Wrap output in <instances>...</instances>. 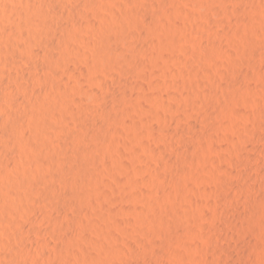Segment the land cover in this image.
Wrapping results in <instances>:
<instances>
[{
    "label": "rangeland",
    "instance_id": "obj_1",
    "mask_svg": "<svg viewBox=\"0 0 264 264\" xmlns=\"http://www.w3.org/2000/svg\"><path fill=\"white\" fill-rule=\"evenodd\" d=\"M49 1L0 0V126L12 121V111L32 118L22 83L41 95L44 115L37 127L25 126V143L0 133V160H13L7 176L0 169V264H264V0H56L61 9ZM35 5L47 16L66 13L54 24L58 35L71 20L87 18L91 26L81 25L75 52L50 58L17 35L23 10ZM152 25L151 46L137 51L129 35L140 27L154 33ZM102 45L123 47L127 69L118 56V69L92 80L89 64ZM135 60L143 62L139 70ZM116 74L130 82L114 84ZM113 87L124 93L106 110L101 97ZM106 111L114 117H102ZM82 163L92 171L76 174ZM75 175L86 194L80 202L72 193Z\"/></svg>",
    "mask_w": 264,
    "mask_h": 264
},
{
    "label": "bare ground",
    "instance_id": "obj_2",
    "mask_svg": "<svg viewBox=\"0 0 264 264\" xmlns=\"http://www.w3.org/2000/svg\"><path fill=\"white\" fill-rule=\"evenodd\" d=\"M20 1V0H19ZM49 1V0H48ZM51 1V0H50ZM49 1V2H50ZM71 1V0H70ZM97 1V0H96ZM117 1V0H116ZM122 1V0H121ZM154 1V0H153ZM156 1V0H155ZM226 1V0H225ZM228 1V0H227ZM226 1V2H227ZM41 2H44L45 3V1H41ZM48 2V3H49ZM51 2H53V3H51V4H53V6H54V8H58V9H61V8H59V7H61L62 5L60 4L61 3V1L59 0V2L58 1H54V0H52ZM82 2H84V0H82ZM88 2V1H87ZM95 2V1H94ZM99 2V1H98ZM123 2H124V0H123ZM215 2H216V0H215ZM1 3H3V2H1ZM10 3V2H9ZM38 3V2H37ZM40 3V2H39ZM44 3H42V4H44ZM75 3V2H74ZM117 3H120V1L119 2H117ZM116 3V4H117ZM161 3V2H160ZM212 3H213V1H212ZM47 4V3H46ZM51 4H49L50 6H51ZM59 4L61 5V6H59ZM100 4V3H99ZM121 4V3H120ZM211 4V3H210ZM218 4H219V2H218ZM48 5V4H47ZM85 5V4H84ZM97 4L95 3V6H96ZM154 5V4H153ZM53 6H52V8H53ZM104 6V5H103ZM116 6V5H115ZM118 6V5H117ZM119 6H121V5H119ZM127 6V5H126ZM1 7V6H0ZM13 7V6H12ZM33 7V6H32ZM37 6L35 5V8L33 7V8H31V7H26L24 10H23V15H24V19H23V21H22V19H21V21H17L18 23H17V27H18V31H16V32H18L17 33V35L19 36V37H23L24 38V36H27V39H26V41L28 40V36H29V38L33 41H31L32 42V46H34L33 45V43H34V41H35V47L34 48H36V49H38V46L40 47V49H42V51H46L45 52V54L48 56V57H53V58H56L57 56L56 55H58V53L57 52H62V53H59V55L60 56H64V55H66L67 53H71V52H75L74 50L72 51V48H74L75 46H73L72 47V45H73V40L76 38H80V37H78L79 36V33L82 31H80V29H81V25L82 24H85V21H87V18H84V17H82V19H81V22L79 21H76L79 17H77V19L76 20H71V22L67 25V27L66 28H64L63 29V27L61 26V28L64 30H62V32L61 33H59L60 35H58V32L56 31V29L57 28H55V26H54V24H56V26H57V20L56 19H58L60 16H62V14L61 13H53V14H51L50 16L48 15H46V13L45 12H47L46 10H44L45 12V14L42 12V11H40L39 9H38V7L36 8ZM47 7V6H46ZM128 7V6H127ZM159 7V6H158ZM39 8H41V7H39ZM50 8V7H49ZM10 9V8H9ZM13 9V8H12ZM47 9V8H46ZM99 9H100V7H99ZM117 9V8H116ZM118 9H119V7H118ZM3 10V9H2ZM1 10V11H2ZM8 10V9H7ZM21 10V9H20ZM65 10V9H64ZM104 10V9H103ZM10 11H12V10H10ZM15 11V10H14ZM60 11V10H59ZM97 11V10H96ZM102 11V10H101ZM115 11V10H114ZM138 11H140V10H138ZM4 12V11H3ZM2 12V13H3ZM6 12V11H5ZM13 12V11H12ZM53 12V11H52ZM63 12V11H62ZM126 12V11H125ZM6 13H8V12H6ZM114 14H115V12H113ZM124 13V12H123ZM49 14H50V12H49ZM64 14H66V13H64ZM63 14V15H64ZM71 14V13H70ZM73 14V13H72ZM97 14V13H96ZM101 14H103V12L101 13ZM126 14V13H125ZM130 14H132V15H134L133 14V12H132V10H131V13ZM149 14V13H148ZM2 15V14H1ZM22 15V16H23ZM67 15H68V13H67ZM74 15H75V13H74ZM83 15H84V13H83ZM116 15H117V13H116ZM115 15V16H116ZM119 15H121V14H119ZM123 15V14H122ZM127 15V14H126ZM129 15V14H128ZM132 15H131V17H132ZM135 15L136 16H139V15H137L136 14V12H135ZM145 15V14H144ZM21 15H20V17H22ZM78 16H79V14H78ZM85 16V15H84ZM100 16V15H99ZM136 16H133L132 18H134L135 20L137 19V17ZM149 16H152V14L151 15H149ZM149 16L147 15V17L149 18ZM154 16V15H153ZM58 17V18H57ZM65 17V16H64ZM72 17H74V16H72ZM80 17V18H81ZM98 17V16H97ZM101 17V16H100ZM107 17V16H106ZM105 17V19H106V21L107 20H109V19H107ZM109 17V16H108ZM112 17V16H111ZM122 17V16H121ZM121 17H120V20H121ZM124 17V16H123ZM129 17H130V15H129ZM128 17V18H129ZM136 17V18H135ZM146 17V18H147ZM95 18H96V16H95ZM102 18V17H101ZM101 18H100V20H101ZM118 18V17H117ZM126 18V17H125ZM146 18H143V19H146ZM151 18V17H150ZM163 18V17H162ZM4 19H6V18H4ZM84 19H86L85 21H84ZM97 19V18H96ZM164 19V18H163ZM17 20H19V19H17ZM56 20V23L54 22ZM59 20V19H58ZM89 20V19H88ZM91 20V19H90ZM93 20V19H92ZM139 20H141L140 18H139ZM139 20H138V22H139ZM7 21V20H6ZM98 21V20H97ZM117 21V20H116ZM122 22H123V20H121ZM131 21V20H130ZM133 21V20H132ZM146 21V20H145ZM161 21V20H160ZM162 22V21H161ZM68 23V22H67ZM92 23V22H91ZM127 19H126V25H127ZM133 23V25H134V27H132V28H135V24H134V22H132ZM148 23V22H147ZM147 23H146V25H147ZM87 24H88V22H86V26H87ZM90 24V23H89ZM88 24V26H91V25H89ZM95 23H93V25H94ZM122 24V23H121ZM128 24H130V23H128ZM139 24H140V22H139ZM157 24V23H156ZM99 25V24H98ZM125 25V26H126ZM132 25V24H131ZM149 25V24H148ZM59 26H60V24H59ZM141 26H144L143 24L141 25ZM153 26V25H152ZM15 27V26H14ZM17 27H15L16 28V30H17ZM94 27V26H93ZM99 27V26H98ZM137 27V26H136ZM139 27V26H138ZM149 27V26H148ZM154 28H153V31H154V33H152V31H151V29L149 28H147L146 30L143 28V27H140L141 28V30H139L138 32L137 31H135V33H132L131 31V34L129 35V37L130 38H132L133 40H134V42H133V46L137 49V51L138 50H140V51H144V49H146L145 47L148 45V42H149V38H148V36H154L155 34L157 35V30L155 29V26H153ZM159 27V26H158ZM55 28V29H54ZM60 28V29H61ZM103 28V27H102ZM126 28V27H125ZM142 28H143V30H142ZM84 29V28H83ZM89 29V28H88ZM87 29V30H88ZM98 29V28H97ZM129 29V28H128ZM85 30V29H84ZM133 30V29H132ZM134 30H136V29H134ZM156 30V31H155ZM97 31V30H96ZM14 32H15V30H14ZM13 32V33H14ZM85 32H87V31H85ZM93 32V31H92ZM101 32V31H100ZM110 32V31H109ZM117 32H119V31H117ZM156 32V33H155ZM159 32V31H158ZM82 33V32H81ZM94 33V32H93ZM108 33V32H107ZM128 33V32H127ZM3 34H4V32H3ZM14 34H16V33H14ZM111 34H113V33H111ZM119 34V33H118ZM126 34V33H125ZM154 34V35H153ZM159 34V33H158ZM1 35V34H0ZM10 35V34H9ZM92 35H94V34H92ZM99 35V34H98ZM117 35V34H116ZM8 36V35H7ZM101 36V35H100ZM104 36V35H103ZM102 36V37H103ZM9 37V36H8ZM58 37V38H57ZM106 37H108V36H106ZM110 37V36H109ZM126 37V36H125ZM128 37V38H129ZM156 38H157V36H155ZM12 38V37H11ZM22 38V39H23ZM105 38V37H104ZM130 38L128 39V40H130ZM13 39V38H12ZM55 39H59V40H62L61 42H60V44H59V46L60 45H63V47L61 48V49H59L60 47L59 46H57V44H56V40ZM75 39V40H76ZM77 39V40H78ZM102 39V38H101ZM110 38H108V40H109ZM114 39H115V36H114ZM114 39H111V40H114ZM123 39H125L126 40V38H123L122 37V40ZM152 39H154V38H152ZM151 39V40H152ZM9 40V39H8ZM16 40V39H15ZM21 40V39H20ZM19 39H18V41H20ZM85 40V39H84ZM98 40H100L99 39V37H98ZM110 40V41H111ZM118 40V39H117ZM125 40H123V41H125ZM9 41H11V40H9ZM17 41V42H18ZM30 41V40H29ZM81 41H83V38H82V40ZM87 41H88V39H87ZM105 41V43H107L106 42V40H104ZM103 41V42H104ZM115 41V40H114ZM121 41V40H120ZM13 42V41H12ZM11 42V43H12ZM30 42V43H31ZM117 42H119V41H117ZM122 42V41H121ZM132 42V41H131ZM130 42V43H131ZM153 42V41H152ZM15 42H13L12 44H14ZM18 43H20V42H18ZM18 43H16V45H17V47H20L21 48V46H22V44H21V46H18ZM36 43L38 44L37 46H36ZM58 43V42H57ZM62 43V44H61ZM77 43V42H76ZM88 43V42H87ZM97 43V42H96ZM150 43V46H151V42H149ZM154 43V42H153ZM12 44H11V46H12ZM81 44V43H80ZM10 45V44H9ZM9 47L8 48V50L10 49V48H12V47ZM83 46V45H82ZM93 46V45H92ZM95 46V45H94ZM99 46V45H98ZM103 46V48H104V45H102ZM119 46V48L117 49V51L115 50V51H112L111 49L110 50H108V49H106V48H104L103 49V51H101V53L99 52V53H97V54H99V57L96 59H93V60H91V62H90V64H89V67H90V65H91V73H90V78L92 79L93 77H95L94 75L95 74H97L98 72H102L103 74L102 75H104V73L105 74H108V76H109V72H110V70L111 69H113V68H115L117 65V67H120V63H121V60H118V56H120V57H122V55H119V54H121L120 52L122 51L123 52V50L122 49H124L123 47L121 48L120 47V45H118ZM124 46V45H123ZM130 46H132L131 44H130ZM150 46H148L147 48L149 49V47ZM24 46H22V48H23ZM26 47H28V46H26ZM59 47V48H58ZM95 47H97V46H95ZM117 47V46H116ZM30 48H32V47H30ZM43 48L45 49V50H43ZM115 48V47H114ZM19 49V48H18ZM24 49V48H23ZM22 49V50H23ZM29 49V47L27 48V50ZM39 49V50H40ZM84 49V48H83ZM116 49V48H115ZM119 49H121L120 51H118ZM6 50V49H5ZM12 50H16V49H12ZM11 50V51H12ZM21 50V51H22ZM33 50V49H32ZM77 50H79L78 49V47H77V49H76V51ZM85 50V49H84ZM97 50V49H96ZM100 50V49H99ZM99 50H97L96 52H98ZM131 50H134L133 48H131ZM154 50V49H153ZM10 51V50H9ZM20 51V52H21ZM35 52H33V54L32 55H35V54H37V52H36V50H34ZM42 51H39V53L40 52H42ZM126 51V50H125ZM6 52V51H5ZM8 52V51H7ZM16 52V51H15ZM85 52V51H84ZM112 52H114V53H112ZM116 52V53H115ZM145 52V51H144ZM0 53H1V51H0ZM12 53V54H11ZM10 54L11 55H13V53H14V51L13 52H11ZM35 53V54H34ZM133 53H135L134 51H133ZM139 53V52H138ZM147 53V52H146ZM4 54V53H3ZM14 54H16V53H14ZM96 54V55H97ZM128 54H132V53H129L128 52ZM78 55V54H77ZM80 55V54H79ZM141 55V54H140ZM7 56V55H6ZM5 56V57H6ZM8 56H10V55H8ZM31 56V55H30ZM54 56H56V57H54ZM69 56V55H68ZM71 56V55H70ZM75 56V55H74ZM73 56V57H74ZM86 56H87V53H86ZM85 56V57H86ZM125 56H127V52H126V55ZM125 56L124 57H122V58H124L123 59V61H122V67H124V68H126V65L125 66H123V64H126L125 63V60H128L127 58L125 59ZM129 56V55H128ZM127 56V57H128ZM136 56V55H135ZM147 56V55H146ZM150 56H152V54L150 55ZM2 57H4V56H2ZM4 57V58H5ZM13 57V56H12ZM21 57V56H20ZM26 57V56H25ZM29 57V56H28ZM33 57V56H32ZM119 57V58H120ZM138 55H137V60H138ZM10 58V57H9ZM15 58H17V57H15ZM27 58V57H26ZM29 58H31V57H29ZM29 58H27V59H29ZM35 58V57H34ZM62 58V57H61ZM122 58H120V59H122ZM132 58V57H131ZM135 58V57H134ZM7 59V58H6ZM18 59V58H17ZM26 59V60H27ZM36 59V58H35ZM68 59H69V57H68ZM89 59V58H88ZM141 59V61H143L142 60V58H140ZM37 60V59H36ZM39 60V59H38ZM59 60V59H58ZM134 60V59H133ZM11 61V60H10ZM30 61V60H29ZM62 61H63V59H62ZM67 61V60H66ZM65 61V62H66ZM75 61V60H74ZM118 61H119V64H118ZM145 61V60H144ZM55 62V61H54ZM127 62V61H126ZM148 62V61H147ZM11 63V62H10ZM37 63V62H36ZM140 63H143V62H140V61H134V63H133V65H135V67L139 70V68H141V64ZM146 63V62H145ZM37 64H39V63H37ZM57 64H59V65H57ZM63 64L61 61H58V62H56V66L59 68V66H61V65ZM127 64H128V62H127ZM33 65V64H32ZM129 65V64H128ZM143 65V64H142ZM35 66V65H34ZM67 66V65H66ZM132 66V65H131ZM144 66V65H143ZM148 66V65H147ZM19 67V66H18ZM45 67V66H44ZM55 67V66H54ZM57 67H55L56 69H57ZM116 67V68H117ZM133 67V66H132ZM54 68V69H55ZM62 68H63V65H62ZM66 68V67H65ZM136 68H134V69H136ZM18 69V68H17ZM20 69V68H19ZM21 69H22V67H21ZM56 69H55V71H56ZM67 69L68 68H66L65 70L67 71ZM118 69V68H117ZM117 69H115V70H117ZM123 69V68H122ZM127 69V68H126ZM133 69V68H132ZM133 69V70H134ZM145 69V68H144ZM61 70V69H60ZM82 70V69H81ZM125 70V69H124ZM138 70H135L134 72H132V71H130V73L129 74H131V72L132 73H135V75H136V73H138L137 71ZM64 71V70H63ZM62 71V72H63ZM74 71V68L72 69V72ZM119 71H120V69H119ZM128 71V70H127ZM126 71V72H127ZM19 72L20 73H17V74H20V76H19V78L21 77V78H24V76L25 75H27V73L26 74H24V72H25V70L23 71V70H19ZM69 72H71V71H69ZM68 72V73H69ZM79 72V71H78ZM117 72V71H116ZM115 72V73H116ZM123 72V71H122ZM80 73L81 74H84V71H80ZM112 73V72H111ZM110 73V74H111ZM121 73V72H120ZM57 74V73H56ZM62 74V73H61ZM64 74V73H63ZM66 74V73H65ZM79 74V73H78ZM80 74V75H81ZM86 74V73H85ZM117 74H119V73H117ZM113 75L114 76V79H116L115 78V76H118V75ZM128 74V73H127ZM127 74H124L123 76L124 77H122V78H119V77H117V78H119V79H116L115 81H114V84H115V82H122L123 81V83H125V84H127L128 82H130L129 80H130V78H129V80H128V78H127V76L129 75H127ZM140 74V73H139ZM145 74V73H144ZM59 75V74H58ZM121 75V74H120ZM134 75V74H133ZM9 76V75H8ZM8 76H7V78H8ZM13 76V75H12ZM61 76V75H60ZM67 76H68V74H67ZM77 77L76 78H78V76L79 75H76ZM83 76V75H82ZM84 76H87V75H84ZM89 76V75H88ZM107 76V75H106ZM145 76V75H144ZM14 77V80H16V81H20L21 79H19L18 77L17 78H15V75L13 76ZM13 77H12V79H13ZM105 77V76H104ZM111 77V76H110ZM109 77V78H110ZM130 77H131V75H130ZM25 78H27V76H25ZM85 78V77H84ZM103 78V77H102ZM139 78V77H138ZM87 79V78H86ZM107 79H108V77H107ZM111 79H112V77H111ZM113 79V80H114ZM135 79V78H134ZM133 79V80H134ZM10 80V79H9ZM85 80V79H84ZM93 80V79H92ZM95 80V79H94ZM122 80V81H121ZM132 80V79H131ZM13 81V80H12ZM23 81V80H22ZM40 81V80H39ZM102 81H104V79H102ZM106 81V80H105ZM111 81V80H110ZM3 82V81H2ZM5 82V81H4ZM99 82V81H98ZM108 82V81H107ZM137 82V81H136ZM135 82V83H136ZM6 83V82H5ZM4 83V84H5ZM16 83V82H15ZM39 83V82H38ZM60 83V82H59ZM82 83V82H81ZM90 83H92L91 81H90ZM17 84V83H16ZM21 84V83H20ZM101 84H102V82H101ZM122 84V83H121ZM6 85V84H5ZM22 85H23V83H22ZM21 85V89H22V92L23 91H25V96H24V98H25V103H26V105L28 106V108H30L31 110H32V118H31V116L28 118V116H26L25 114H18L17 112H15V111H12L13 112V115L11 116V115H9L8 114V117H10V119L12 120L7 126H4V124H3V127H4V129L0 126V128H2L1 130H0V133H1V131H3V133L4 132H11V134H9V135H11V137H12V140L14 141L15 139H16V141H21L22 142V138L24 137L25 138V132H26V128L27 127H25V126H27V124H31L33 127H37L40 123H43V121H44V115H43V112H42V109H43V106H42V104L39 102V96H41V95H32V94H30L28 91V89H30V87L28 86V88H27V92H26V87H23ZM59 85V84H58ZM88 85V84H87ZM86 85V86H87ZM96 85V84H95ZM102 85H104V83L102 84ZM113 85V84H112ZM117 85H119V83L117 84ZM116 85V86H117ZM131 85V84H130ZM135 85V84H134ZM20 85H18V87H19ZM25 86V85H24ZM60 86H61V84H60ZM66 86V85H65ZM97 87H98V85H96ZM107 85H105V87H106ZM111 86V84H109V86H107V87H110ZM18 87H16V88H18ZM59 87V86H58ZM90 87V86H89ZM94 87V86H93ZM118 87V86H117ZM121 87H123L122 85H121ZM130 87V86H129ZM129 87H127V90H130L129 89ZM135 87V86H134ZM139 87V86H138ZM1 89H3L2 87H0ZM34 88V87H33ZM60 88V87H59ZM68 88H69V86H68ZM88 88V87H87ZM92 88V87H91ZM125 88H126V85H125ZM124 88V89H125ZM131 88V87H130ZM8 89V88H7ZM63 89V88H62ZM80 89V88H79ZM124 89L122 88L121 90L122 91H124ZM134 89V88H133ZM57 90V89H56ZM61 90V89H60ZM65 90V89H64ZM126 90V91H127ZM13 91V90H12ZM15 91V90H14ZM66 91V90H65ZM118 91H119V89H118ZM118 91H116V89H114V87L113 88H111L110 90H109V92L107 93V94H105L104 96H102L101 97V99L103 100V102H104V104L106 105V106H104L105 107V109L107 110L109 107L111 108V106H109L108 105V100L111 98V97H114L116 94H118L119 92ZM52 92V91H51ZM56 92H58V91H56ZM87 92V91H86ZM97 92V91H96ZM96 92L94 93L97 97H98V94H96ZM49 93V92H48ZM59 93V92H58ZM62 93V92H61ZM81 93H83V92H81ZM80 93V94H81ZM100 93V92H99ZM124 93V92H123ZM123 93H119L120 95H123ZM16 94V93H15ZM15 94L13 93V92H10V96L12 97L11 99H13V98H18V97H15ZM51 94V93H50ZM79 94V95H80ZM102 94V93H101ZM118 94V95H119ZM132 94V93H131ZM8 95V94H7ZM48 95V94H47ZM52 95V94H51ZM119 97V96H118ZM122 97V96H121ZM9 98V97H8ZM10 99V98H9ZM100 99V98H99ZM99 99H97V100H99ZM113 99V98H112ZM117 99V98H116ZM16 100H18V99H16ZM41 100V99H40ZM45 100H47V99H45ZM96 100V99H95ZM11 101V100H10ZM48 101H49V99H48ZM77 101H78V99H77ZM118 101V100H117ZM116 102V101H115ZM51 103V102H50ZM77 103H79V102H77ZM99 103V102H98ZM131 103V102H130ZM211 103V102H210ZM49 104V103H48ZM128 104H129V102H128ZM209 104V103H208ZM14 105V104H13ZM68 105V104H67ZM107 105H108V107H107ZM48 106H50V104L48 105ZM212 106V105H211ZM11 107H12V104H11ZM47 107V106H46ZM69 107V106H68ZM107 107V108H106ZM213 107V106H212ZM14 108V107H13ZM113 108H114V106H113ZM9 109V108H8ZM117 109V108H116ZM12 110V109H11ZM49 110V109H48ZM77 110V109H76ZM91 110V109H90ZM99 110V109H98ZM102 110V109H101ZM108 110H110V109H108ZM112 110V109H111ZM114 110V109H113ZM103 111V110H102ZM114 111H116V113H118L119 114V112H117V110H114ZM121 111V110H120ZM95 112V111H94ZM107 112V111H106ZM106 112H103L104 114H103V116L102 117H106V119L109 117H111L112 115V117H114V115L115 114H112V113H106ZM128 112V111H127ZM11 113V112H10ZM14 113L16 114V115H14ZM97 113H99V112H97ZM115 113V112H114ZM126 113V112H125ZM12 114V113H11ZM82 114H83V112H82ZM86 114H88L87 112H86ZM100 114H102V113H100ZM100 114L98 115V117L100 116ZM46 115H47V113H46ZM89 115V114H88ZM97 115V114H96ZM95 115V116H96ZM111 115V116H110ZM120 115V114H119ZM89 116H91V115H89ZM93 117V116H92ZM102 117H101V119H102ZM121 117H122V115H121ZM120 117V118H121ZM31 118V119H30ZM9 119V120H10ZM29 119V120H28ZM58 119V118H57ZM100 119V118H99ZM114 119H116V118H113V119H111V120H109V121H112V120H114ZM119 119V118H118ZM89 120H90V118H89ZM95 120V119H94ZM98 120V119H97ZM56 121V120H55ZM92 121V120H91ZM105 121V120H104ZM118 121V120H117ZM209 121V120H208ZM9 122V121H8ZM27 122H29V123H27ZM58 122V121H57ZM95 121H93V123H94ZM97 122V121H96ZM101 122V121H100ZM26 123V124H25ZM56 123V122H55ZM102 123V122H101ZM107 123V122H106ZM110 123V122H109ZM108 123V124H109ZM80 124H81V122H80ZM90 124V123H89ZM89 124H88V127H89ZM48 125V124H47ZM82 125V124H81ZM87 125V124H86ZM96 125V124H95ZM112 125V124H111ZM110 125V126H111ZM98 127H99V125H97ZM97 126H95L96 128H97ZM108 126V125H107ZM92 127V126H91ZM101 128L100 129H103V124L100 126ZM113 127V126H112ZM108 128V127H107ZM80 129V128H79ZM113 129V128H112ZM84 130H85V128H84ZM86 130H87V128H86ZM89 130V129H88ZM95 130V129H94ZM98 130H99V128H98ZM97 130V131H98ZM106 130H108V129H106ZM100 131V130H99ZM102 131V130H101ZM6 132V133H7ZM103 132V131H102ZM109 132V131H108ZM108 132H104V134L106 133V135L105 136H107V133ZM5 133V134H6ZM77 133V132H76ZM92 133V132H91ZM98 133H100V132H98ZM98 133H95L96 135L98 134ZM94 134V133H93ZM2 135V134H1ZM28 135V134H27ZM76 135V134H75ZM101 135V134H100ZM113 135V134H112ZM3 136V135H2ZM71 136V135H70ZM69 136V137H70ZM103 136V135H102ZM109 136V135H108ZM29 137V136H28ZM23 138V142L26 140V139H24ZM68 138V137H67ZM94 138H95V136H94ZM105 138H107V137H105ZM7 139V138H6ZM81 139V138H80ZM113 139V138H112ZM12 140L11 141H9V143L10 144H13L12 143ZM18 141V142H19ZM70 141V140H69ZM75 141V140H74ZM98 141V140H97ZM110 141V140H109ZM112 141V140H111ZM4 142V141H3ZM3 142H1V143H3ZM114 142V141H113ZM5 143H7V141L5 142ZM20 143V142H19ZM25 143V142H24ZM23 143V144H24ZM71 143V142H70ZM8 144V143H7ZM6 144V145H7ZM9 144V145H10ZM73 144V143H72ZM71 145V144H70ZM112 145H113V143H112ZM111 145V146H112ZM3 146V145H2ZM5 146V145H4ZM95 146V145H94ZM116 146V145H115ZM8 147V146H7ZM21 147H23V145L21 146ZM26 146H25V144H24V148H25ZM10 148V147H9ZM1 149V148H0ZM23 149V148H22ZM87 149H89V148H87ZM86 149V150H87ZM96 149V148H95ZM7 150L8 149H6V153H7ZM156 150V149H155ZM61 151V150H60ZM77 151V150H76ZM157 151V150H156ZM161 151V150H160ZM21 152V151H20ZM24 152V151H23ZM86 152V151H85ZM84 152V153H85ZM89 152H90V150H89ZM92 152V151H91ZM155 152V151H154ZM11 153V152H10ZM88 153V152H87ZM8 154V153H7ZM75 154V153H74ZM93 154V153H92ZM158 154V153H157ZM4 155V154H3ZM9 155V154H8ZM11 155V154H10ZM10 155H9V157H10ZM50 155H52V154H50ZM79 155H81V154H79ZM6 156V155H5ZM7 158H8V156H6ZM6 157H2L4 160H5V158ZM79 157V156H78ZM1 158V157H0ZM16 158V157H15ZM56 158V157H55ZM58 158V157H57ZM74 158V157H73ZM2 161V159L0 160V161H2V162H0V169L1 170H3L4 172L2 173V174H4V176H7L6 174H8V170H9V167H10V165H11V161H13V160H8L9 162H6V161ZM7 160V159H6ZM16 160H17V158H16ZM78 160V159H77ZM56 161V160H55ZM54 161V162H55ZM71 161V160H70ZM80 161V160H79ZM78 161V162H79ZM92 161V160H91ZM49 162V161H48ZM80 162H82V160L80 161ZM14 163V162H13ZM43 164H45V163H43ZM46 164H47V162H46ZM97 165V164H96ZM71 168H72V166H71ZM70 168V169H71ZM80 169H79V171L76 173V174H78V175H80V172L81 173H83L82 171H92V169H91V166L88 164V163H82L81 164V166L79 167ZM98 168V167H97ZM94 170V169H93ZM52 171V170H51ZM98 170H96L95 172H97ZM101 171V170H100ZM94 171H93V173H95ZM106 172V171H105ZM105 172H103L104 173V175H105ZM53 174V173H52ZM96 174V173H95ZM9 175H11V174H9ZM64 175V174H63ZM77 175V176H78ZM76 175L74 176L75 177V181H76V184H75V190H73L74 192H72L73 193V197H74V199L75 200H79V202H80V200H82L84 197H86V194L83 192V191H81L80 189H79V187H81V185L79 186L78 185V177H77ZM99 176V175H98ZM52 177V176H51ZM90 177V176H89ZM5 178V177H4ZM8 178V177H7ZM62 178V177H61ZM78 178V179H77ZM93 178H94V176H93ZM71 179V178H70ZM89 179V178H88ZM104 179V178H103ZM2 180V179H1ZM8 181H10L9 179H7ZM50 180V179H49ZM53 180H55V179H53ZM73 180V181H74ZM96 180V179H95ZM99 181V180H98ZM100 181H101V179H100ZM64 182V181H63ZM69 183H70V181H69ZM75 183V182H74ZM48 184V183H47ZM72 184V183H71ZM80 184H81V182H80ZM92 184V183H91ZM70 185V184H69ZM69 185H68V188L69 189H71V191H72V188H70L69 187ZM84 185V184H83ZM88 185V184H87ZM100 185V184H99ZM169 185V184H168ZM0 186H2V185H0ZM53 186V185H52ZM71 186V185H70ZM79 186V187H78ZM89 186V185H88ZM71 187H73V186H71ZM169 187V186H168ZM85 188V187H84ZM91 188V187H90ZM28 189V188H27ZM3 190V189H2ZM90 190V189H89ZM89 190L87 191V192H89ZM25 191H26V188H25ZM24 191V192H25ZM29 191V190H28ZM27 191V192H28ZM57 191V190H56ZM69 191V190H68ZM86 191V190H85ZM91 191H93V190H91ZM44 192V191H43ZM52 192V191H51ZM58 192H59V190H58ZM10 193V192H9ZM14 193V192H13ZM12 193V194H13ZM48 193V192H47ZM46 193V194H47ZM92 193V192H91ZM100 193V192H99ZM28 194V193H27ZM45 194V195H46ZM53 194V193H52ZM89 194V193H88ZM19 195V194H18ZM56 195L60 198V196L56 193ZM63 195V194H62ZM92 195V194H91ZM50 196V195H49ZM48 196V197H49ZM55 196V195H54ZM53 196V197H54ZM90 196V195H89ZM6 197V196H5ZM20 197H21V195H20ZM47 197V198H48ZM52 197V198H53ZM66 197H67V195H66ZM2 198V197H1ZM9 198V197H8ZM64 198V197H63ZM96 198V197H95ZM11 199H12V197H11ZM97 199V198H96ZM99 199V198H98ZM21 200H22V198H21ZM55 200V199H54ZM7 201H9V199L7 200ZM20 201V200H19ZM62 201V200H61ZM67 201H69V200H67ZM84 201V200H83ZM82 201V202H83ZM100 201V200H99ZM79 202H77V203H79ZM85 202H87V199H85V201H84V203ZM96 202V201H95ZM62 203V202H61ZM66 203V202H65ZM65 203H64V205H65ZM83 203V204H84ZM94 203V202H93ZM71 204V203H70ZM80 204V203H79ZM86 204V203H85ZM60 205V204H59ZM62 205V204H61ZM61 205H60V207H61ZM67 205V204H66ZM72 205V204H71ZM89 205H90V203H89ZM88 205V206H89ZM93 205H95V204H93ZM74 206H75V203H74ZM84 206V205H83ZM1 207V206H0ZM72 207V206H71ZM176 207V206H175ZM65 208H66V206H65ZM75 208H76V206H75ZM83 208V207H82ZM91 208V207H90ZM61 209H62V207H61ZM60 210V209H59ZM58 210V211H59ZM80 210V209H79ZM83 210V209H82ZM86 210H87V208H86ZM178 210V209H177ZM183 210V209H182ZM61 212V211H60ZM164 212V211H163ZM162 212V213H163ZM167 212V211H166ZM179 212V211H178ZM49 214H51L50 212H48ZM79 213V212H78ZM158 213V212H157ZM157 213H156V216H157ZM173 213V212H172ZM53 214H55V213H53ZM159 214V213H158ZM181 214H183V212L181 213ZM79 215V214H78ZM184 215V214H183ZM151 216V215H150ZM155 216V215H154ZM185 216V215H184ZM50 217V216H49ZM85 217H86V215H85ZM153 217V216H152ZM170 217V216H169ZM56 219V218H55ZM166 219V218H165ZM58 220H59V218H58ZM61 221H62V219H60ZM154 220V219H153ZM56 221V220H55ZM76 221V220H75ZM58 222V221H57ZM70 222V221H69ZM69 222H68V225H69ZM155 222V221H154ZM53 223V222H52ZM87 223V222H86ZM149 223V222H148ZM64 224H65V222H64ZM63 224V225H64ZM164 224H165V222H164ZM58 225V224H57ZM60 226H61V224H60ZM149 226V225H148ZM58 227H59V225H58ZM58 227H57V229H58ZM64 227V226H63ZM51 228H53V227H51ZM29 229V228H28ZM54 229V228H53ZM63 229V228H62ZM67 229H68V227H67ZM27 230V229H26ZM65 230V229H64ZM73 230V229H72ZM71 230V231H72ZM54 231H56V230H54ZM58 231V230H57ZM62 231V230H61ZM28 232V231H27ZM59 232H60V230H59ZM66 232V231H65ZM73 232H74V230H73ZM77 232V231H76ZM51 234H53L52 232H51ZM55 234V233H54ZM53 234V235H54ZM164 234V233H163ZM57 236H58V232H57V234H56ZM62 235V234H61ZM71 235V234H70ZM75 235V234H74ZM63 236V235H62ZM62 236H60V237H62ZM78 236V235H77ZM56 237V236H55ZM59 237V236H58ZM58 237H57V239H58ZM63 237H68V236H63ZM71 237V236H70ZM167 237H168V235H167ZM76 238V237H75ZM74 238V239H75ZM56 238H55V240H57ZM59 239H61V238H59ZM63 239V238H62ZM58 241V240H57ZM82 241V240H81ZM62 242V241H61ZM64 242H66V241H64ZM79 246V245H78ZM81 247V246H80ZM17 249V248H16ZM29 249V248H28ZM27 249V250H28ZM9 250V249H8ZM20 250V249H19ZM54 250V249H53ZM53 250H52V252H53ZM27 252V251H26ZM2 253V252H1ZM6 253V252H5ZM17 253V252H16ZM24 253V252H23ZM22 253V254H23ZM27 254V253H26ZM54 254V253H53ZM6 255V254H5ZM21 255V254H20ZM58 255V254H57ZM7 256V255H6ZM10 256V255H9ZM17 256V255H16ZM24 256V255H23ZM28 256V255H27ZM62 256V255H61ZM6 259H7V257H5ZM11 258V257H10ZM17 258V257H16ZM23 258V257H22ZM61 258V257H60ZM1 259V258H0ZM53 259V258H52ZM13 260V259H12ZM7 261V260H6ZM50 261H51V259H50ZM58 261V260H57ZM2 262V261H1ZM14 262H16V261H14ZM61 262V261H60ZM11 263V262H10ZM52 263V262H51ZM2 264H4L3 262H2ZM12 264V263H11ZM14 264H16V263H14ZM24 264V263H23ZM55 264V263H54Z\"/></svg>",
    "mask_w": 264,
    "mask_h": 264
}]
</instances>
